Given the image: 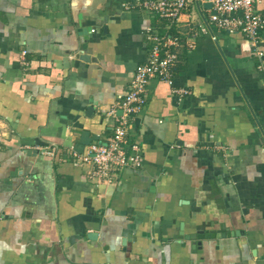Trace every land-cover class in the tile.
<instances>
[{
    "label": "crops",
    "instance_id": "0c3cea01",
    "mask_svg": "<svg viewBox=\"0 0 264 264\" xmlns=\"http://www.w3.org/2000/svg\"><path fill=\"white\" fill-rule=\"evenodd\" d=\"M145 1L0 0V264H264V31L203 34L209 0L173 28L189 93L154 79L133 118L142 168L99 185L73 157L168 30Z\"/></svg>",
    "mask_w": 264,
    "mask_h": 264
},
{
    "label": "built area",
    "instance_id": "2783aa9c",
    "mask_svg": "<svg viewBox=\"0 0 264 264\" xmlns=\"http://www.w3.org/2000/svg\"><path fill=\"white\" fill-rule=\"evenodd\" d=\"M192 0H146L143 7L165 19L167 31L163 34L149 31L147 39L151 44L148 59L140 64L132 75L127 91L110 109L108 115L114 121L111 139L93 144L88 151L73 152L77 163L89 165L88 179L95 184H113L120 180L126 169L138 170L144 164L140 143L129 139L133 118L148 104V86L154 79L165 82L179 94L188 90H176L175 69L181 62V51L186 47L179 32H173L180 16L190 8ZM213 12L202 28L203 34L212 32L211 25L230 34L241 33L257 47L264 31V0H209ZM187 47L192 48L193 44ZM262 56L263 52L256 50ZM27 52H23L25 56ZM264 72V66H259ZM120 112H122L120 114ZM2 120L0 119V128ZM1 137V132H0ZM43 154L53 156L55 149L41 147Z\"/></svg>",
    "mask_w": 264,
    "mask_h": 264
},
{
    "label": "water",
    "instance_id": "95a60500",
    "mask_svg": "<svg viewBox=\"0 0 264 264\" xmlns=\"http://www.w3.org/2000/svg\"><path fill=\"white\" fill-rule=\"evenodd\" d=\"M210 4H211V2H210ZM211 6H212V4H211ZM121 113L122 112H120V114ZM214 234H215L214 232H211L209 234H204L203 232H198L196 234L187 236V238L195 241L194 242V246L196 247L197 245L202 246V240L205 239V238L210 239L211 237H214ZM94 235L95 234H93V235L89 234L90 237H94ZM223 235L226 236V235H228V233L223 234ZM198 240H200V241L198 242Z\"/></svg>",
    "mask_w": 264,
    "mask_h": 264
},
{
    "label": "trees",
    "instance_id": "16d2710c",
    "mask_svg": "<svg viewBox=\"0 0 264 264\" xmlns=\"http://www.w3.org/2000/svg\"><path fill=\"white\" fill-rule=\"evenodd\" d=\"M181 60H182V57H181Z\"/></svg>",
    "mask_w": 264,
    "mask_h": 264
}]
</instances>
